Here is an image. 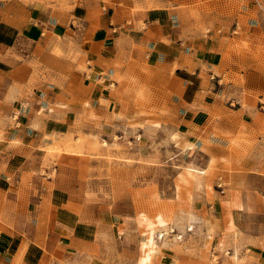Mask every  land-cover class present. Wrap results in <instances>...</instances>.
<instances>
[{
  "label": "rangeland",
  "instance_id": "obj_1",
  "mask_svg": "<svg viewBox=\"0 0 264 264\" xmlns=\"http://www.w3.org/2000/svg\"><path fill=\"white\" fill-rule=\"evenodd\" d=\"M193 2L199 9L187 19L193 24L211 19L221 27L211 51L218 62L213 78L203 75L218 95L198 114L208 119L203 149L212 145L222 163L205 174L196 208L189 189L175 191L177 174L189 161L176 150L183 145L169 139L172 130L184 131L183 123L196 115H178L166 73L127 58L118 79L119 85L127 83L115 98L120 105L110 107L102 122H92L82 117L79 105L89 102L92 86L79 87L73 80L66 87L58 84L65 63L72 70L78 63V51L55 47L46 63L56 77V95L48 107L33 111L44 119V129L23 152L21 183L47 191L48 201L58 207L66 203L78 215L83 232L102 244L101 264H136L143 240L139 215L151 219L159 213L167 220L166 228H159L158 244L167 255L161 264H264V0ZM67 99L78 103L70 124L63 110L74 105L67 107ZM112 112L120 117L110 118ZM210 133L214 145L207 139ZM246 197L255 206L242 208ZM190 214L193 228L185 227ZM216 222L219 231L212 235ZM123 228L129 235L120 239ZM116 242L122 243L118 249ZM116 249L119 255L113 257ZM234 250L237 261L232 262Z\"/></svg>",
  "mask_w": 264,
  "mask_h": 264
},
{
  "label": "crops",
  "instance_id": "obj_2",
  "mask_svg": "<svg viewBox=\"0 0 264 264\" xmlns=\"http://www.w3.org/2000/svg\"><path fill=\"white\" fill-rule=\"evenodd\" d=\"M193 3L0 0V264H101L102 244L83 232L78 215L66 209V203L58 207L48 201L46 190L21 183L23 152L35 143L38 130L44 129V119L33 111L48 107L56 95V77L46 64H50L55 47L64 53L78 51L73 70L72 64L64 62L66 73L58 77V84L66 87L73 80L81 84L79 87L92 86L89 102L79 104L86 120L102 122L101 116H107L110 107L120 105L115 98L127 81L119 85L118 79L125 72L126 59L136 58L144 67L169 76L171 101L178 115L183 117L184 113L187 119L196 115L193 121L183 123L184 131L172 130L179 134L176 143L184 149L176 150L178 155L187 157V166L203 169L212 157V167L207 172L210 173L222 163L212 145L203 149V130L208 119L198 114L200 107L211 104L218 95L214 83L203 75L213 78L212 67L218 62L211 51L218 45L215 33L221 27L211 19L198 24L187 19L189 12L199 9ZM67 100L66 106L74 105L75 109L63 110L64 120L70 124L78 112V103ZM119 117L115 112L110 115ZM208 135L214 145L213 134ZM206 177H196L180 187L190 190L195 208L199 194L204 192ZM196 179L200 180L199 185ZM248 200L246 197L242 208L253 204ZM200 224L205 230L203 221ZM216 224L212 235L219 231ZM119 234L121 239L129 232L123 228ZM120 242L115 243L117 249ZM117 249L113 257L119 255ZM163 252L159 246L151 263L161 264L167 256Z\"/></svg>",
  "mask_w": 264,
  "mask_h": 264
},
{
  "label": "bare ground",
  "instance_id": "obj_3",
  "mask_svg": "<svg viewBox=\"0 0 264 264\" xmlns=\"http://www.w3.org/2000/svg\"><path fill=\"white\" fill-rule=\"evenodd\" d=\"M178 135L179 134L176 131L171 132L169 139L173 142H176ZM212 163H213V158L210 157L207 159L206 167L203 169H195L194 167L190 165L185 166L183 171L177 174V181L174 185L175 191L177 192L179 188L187 184L189 180L194 179L196 177L204 176L212 167ZM196 181L199 185L200 180L196 179ZM234 204L238 205L236 202ZM194 220L195 218L191 214L188 215L186 218L187 224L185 225V227L193 228V225L195 224ZM166 222L167 220L165 216H163L160 213L156 214L151 219L147 218L143 214L139 215L137 224L138 226L142 228L141 235L143 236V240L140 242V245H139V251L141 252V255L138 257L136 264H151L152 258L159 252L158 239H160V236H161V229L159 228L162 225L164 226ZM229 224H230L229 227L231 228L233 226V223L230 221ZM164 228H166V226H164ZM162 237L163 236H161V238ZM235 253H236V250H234L233 254L229 256L232 262L237 261Z\"/></svg>",
  "mask_w": 264,
  "mask_h": 264
},
{
  "label": "built area",
  "instance_id": "obj_4",
  "mask_svg": "<svg viewBox=\"0 0 264 264\" xmlns=\"http://www.w3.org/2000/svg\"><path fill=\"white\" fill-rule=\"evenodd\" d=\"M261 108L264 110V106H261Z\"/></svg>",
  "mask_w": 264,
  "mask_h": 264
}]
</instances>
